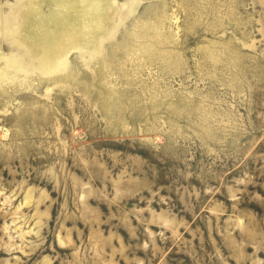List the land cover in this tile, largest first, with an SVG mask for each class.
Wrapping results in <instances>:
<instances>
[{
    "label": "rangeland",
    "instance_id": "374dc122",
    "mask_svg": "<svg viewBox=\"0 0 264 264\" xmlns=\"http://www.w3.org/2000/svg\"><path fill=\"white\" fill-rule=\"evenodd\" d=\"M104 3L0 0V264H264V0Z\"/></svg>",
    "mask_w": 264,
    "mask_h": 264
},
{
    "label": "bare ground",
    "instance_id": "6f19581e",
    "mask_svg": "<svg viewBox=\"0 0 264 264\" xmlns=\"http://www.w3.org/2000/svg\"><path fill=\"white\" fill-rule=\"evenodd\" d=\"M104 1L105 0H52L54 6L57 9L56 11L58 13V17L57 20H55L53 17L52 19L48 20L47 23H45L44 21H38V16L40 15L39 5L31 6L33 7L32 10L35 12L33 13V15L38 14L35 18L36 21H34V24H37V26H35L37 28V33L36 35L29 34L27 38L30 39V43H32L34 48L39 52L36 54H39L40 57V62L42 65L41 70H43L44 65L47 63L51 64L50 67L54 69L52 63L56 60H60L59 58L62 57L66 51H68L72 46L76 44V39H78L79 37L74 31L76 29L78 32V30L80 31L84 28L88 12L90 13L91 11H93L95 5L97 12L101 13L102 17L104 16L105 11H107L106 8H108L106 7ZM74 6L76 7L75 12L71 11L69 13L70 15L74 16L73 19L69 20L68 18L67 20H63L59 18V11L67 10L69 7L71 8ZM101 20L102 19H100V21ZM55 71L57 70L55 69Z\"/></svg>",
    "mask_w": 264,
    "mask_h": 264
}]
</instances>
